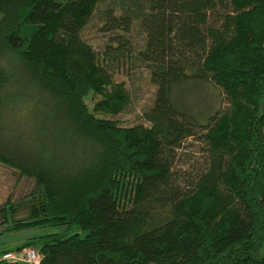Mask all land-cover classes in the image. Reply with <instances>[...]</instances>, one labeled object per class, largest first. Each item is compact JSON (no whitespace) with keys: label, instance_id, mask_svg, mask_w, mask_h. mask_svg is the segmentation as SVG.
<instances>
[{"label":"trees","instance_id":"16d2710c","mask_svg":"<svg viewBox=\"0 0 264 264\" xmlns=\"http://www.w3.org/2000/svg\"><path fill=\"white\" fill-rule=\"evenodd\" d=\"M113 1L0 0V163L35 180L29 204L0 207L3 232L66 227L16 249L37 264H264V0ZM99 4L116 36L95 51L80 33ZM133 55L158 84L125 126L114 75ZM205 84L217 105L193 112L186 89ZM190 138L193 177L175 168Z\"/></svg>","mask_w":264,"mask_h":264},{"label":"rangeland","instance_id":"374dc122","mask_svg":"<svg viewBox=\"0 0 264 264\" xmlns=\"http://www.w3.org/2000/svg\"><path fill=\"white\" fill-rule=\"evenodd\" d=\"M123 3L127 8L134 11L139 7H146V0H114V9L119 15V4ZM110 6V5H109ZM108 6V7H109ZM117 7V8H116ZM107 4H99L97 9L80 33L81 39L90 45L95 51H101L107 43L113 40L115 33H107L103 30V12ZM129 42L132 53H135L144 45V35L140 30L138 22H134L129 34L125 38ZM116 81H122L130 94V106L128 109L116 116L114 119L121 121L125 126L143 124V114L148 111L154 101L158 81L148 72L136 56L133 55L128 61L121 64L114 75ZM186 89L184 99L193 112L204 109L213 96L216 101L217 91L209 84L201 86H189ZM212 102V101H211ZM217 105V101L215 102ZM90 105V102H88ZM204 145L195 138L184 142L179 151L176 170L181 171L187 177L195 176L197 172L205 167V156L202 150ZM35 188V180L22 176L17 170L0 163V207L24 203L28 195ZM27 203V202H26ZM29 204V203H27ZM23 205V204H21ZM28 216L27 206L20 207L12 216V219H23ZM0 216V254L5 252H16V249L25 244L29 239L47 234H61L66 232V227H52L41 229H26L17 232H3L5 227ZM73 232V229L70 230ZM21 251V250H20ZM17 251V252H20Z\"/></svg>","mask_w":264,"mask_h":264},{"label":"built area","instance_id":"2783aa9c","mask_svg":"<svg viewBox=\"0 0 264 264\" xmlns=\"http://www.w3.org/2000/svg\"><path fill=\"white\" fill-rule=\"evenodd\" d=\"M40 261V255L37 250L29 248L20 252H5L0 255V262H16L26 264H37Z\"/></svg>","mask_w":264,"mask_h":264}]
</instances>
